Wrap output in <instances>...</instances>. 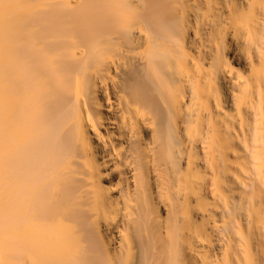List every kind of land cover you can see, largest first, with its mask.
Returning a JSON list of instances; mask_svg holds the SVG:
<instances>
[{
    "label": "bare ground",
    "instance_id": "obj_1",
    "mask_svg": "<svg viewBox=\"0 0 264 264\" xmlns=\"http://www.w3.org/2000/svg\"><path fill=\"white\" fill-rule=\"evenodd\" d=\"M0 264H264V0H0Z\"/></svg>",
    "mask_w": 264,
    "mask_h": 264
}]
</instances>
